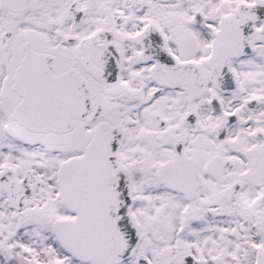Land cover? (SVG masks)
<instances>
[{"label": "snow or ice", "instance_id": "6c2138e0", "mask_svg": "<svg viewBox=\"0 0 264 264\" xmlns=\"http://www.w3.org/2000/svg\"><path fill=\"white\" fill-rule=\"evenodd\" d=\"M0 264H264V0H0Z\"/></svg>", "mask_w": 264, "mask_h": 264}]
</instances>
